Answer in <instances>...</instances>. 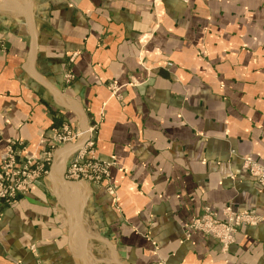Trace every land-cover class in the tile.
<instances>
[{
	"label": "crops",
	"instance_id": "crops-1",
	"mask_svg": "<svg viewBox=\"0 0 264 264\" xmlns=\"http://www.w3.org/2000/svg\"><path fill=\"white\" fill-rule=\"evenodd\" d=\"M75 103L116 194L49 168L0 206V264H264V217L227 252L184 237L204 206L264 216L241 166L264 162V0H0V156L6 139L33 154L82 130Z\"/></svg>",
	"mask_w": 264,
	"mask_h": 264
},
{
	"label": "built area",
	"instance_id": "built-area-1",
	"mask_svg": "<svg viewBox=\"0 0 264 264\" xmlns=\"http://www.w3.org/2000/svg\"><path fill=\"white\" fill-rule=\"evenodd\" d=\"M71 77V74L66 73L67 82ZM80 138H84V141L69 148L64 155L66 163V168H63L64 176L67 180L79 184L84 182L103 183L108 175V167L114 162L112 159L102 160L95 154V127L88 124L86 128L73 133L66 125H62L59 129H52L50 135H42L39 138L40 147L36 154L30 155L25 152L26 144L23 140L6 139L4 152L0 156V206L15 202L19 196L25 193L32 182L41 179L48 173L54 155L62 147L75 143ZM245 166L249 167L264 186V165L258 166L245 160ZM104 186L110 193H114V185L106 182ZM221 213L225 215L224 220H219L214 210L204 207L200 216L191 218L185 225V237L189 238V232L193 230L211 232L220 238L224 250L230 240L232 219L228 215L227 209H222ZM263 217L253 212H242L235 216L233 225L236 226L240 221L253 224Z\"/></svg>",
	"mask_w": 264,
	"mask_h": 264
},
{
	"label": "rangeland",
	"instance_id": "rangeland-1",
	"mask_svg": "<svg viewBox=\"0 0 264 264\" xmlns=\"http://www.w3.org/2000/svg\"><path fill=\"white\" fill-rule=\"evenodd\" d=\"M164 59H165V62H164L163 64H164L165 66H167V67L170 66V65L167 64V63L172 64V62H171L169 59H167V58H164ZM66 73H69V74L72 75V73H70V72H66ZM66 73L64 74V80H65L66 83H69V82L72 80L73 75H72L70 81L67 82L66 79H65V75H66ZM108 88L111 90V93L114 94V93H116L117 90L119 89V86H118L117 83H115V82H111V83L108 84ZM116 95H117V93H116ZM63 125H66V126L68 127V129H69L70 132H73V133L77 132V129H76L77 126H76V127H73V126H71V125L68 124V123H64ZM90 125H92L93 127L96 128V125H97V124H96V123H93V124H90ZM61 127H62V126H61ZM82 128H84V127H82ZM56 129H59V128H56ZM78 131H79V130H78ZM61 149H62V148H61ZM94 150H95V146H94ZM60 151H61V150H60ZM60 151H59V152H60ZM230 151H231L232 154L235 153V150H233L232 148H231ZM59 152H58V153H59ZM58 153H57V154H58ZM65 153H66V152H65ZM65 153H63V155H65ZM33 154H36V153H33ZM61 154H62V153H61ZM95 154H96L99 158H101L102 160L112 159L113 162H114V164H115V161H114V159H113L112 156H103V155H101V154H97L96 151H95ZM30 155H31V153H30ZM58 155H59V154H58ZM245 160H249L250 162H252L253 164L258 165V166H259V165H264V162L256 161V160H254L253 158H251V157H249V156H241V166H242V168L245 169V170L247 171V173H248L250 176H252V177L256 180V182L259 184L260 187L264 188V186L258 181V178L256 177V175H255V174L249 169V167L245 166ZM52 164H53V163H52ZM114 164H113V165H114ZM113 165H110V166L108 167V175H107V177H106V180H105L103 183H100V184H98V185H100V186H102V187H104V188H105L104 183H106V182H109L110 184L114 185V186H115V188H114V193H110V191L107 190V189L105 188V190H106L110 195H113V196H114V195L116 194L117 185H116L115 183H113V182L111 181V179H110V167H112ZM64 167L66 168V163H65V160L63 159V168H64ZM50 168H52V165H51ZM45 175H46V174H45ZM62 177H63L64 180H67L66 177H65L64 174H63V171H62ZM67 181H69V180H67ZM69 182H73V181H69ZM84 183H93V182H84ZM84 183H83V184H84ZM94 184H97V183H94ZM204 207H209V206H204ZM209 208H210V207H209ZM210 209H212V208H210ZM222 209H227V210H228V215H229V216L231 217V219H232V222H231V225H232V232H231V235H230L229 243L227 244L226 248H224V250L222 249L223 246H222L221 243H220V238H217L216 236H214L213 233H211V232H207V231H205L204 233L209 234L210 236H212L213 238H215V239L217 240L221 252H227V251L229 250L230 246L235 242V234H236V232H237L238 227H240L242 224H246V225H256V224L261 220V219L258 220L256 223L253 222V224H249V223H245V222L240 221L238 224H236V226H234V225H233V222H234V220H235V216L241 214L242 212H253L254 214L259 215V216H263V215L257 213L256 210H254V209L234 210V209L231 208V206L227 205V206H223V207H222L220 210H218V211L215 210V209H212V210H214V212H216L217 217H218L219 220H224V219H225V215H223V214L221 213V210H222ZM202 211H203V210H202ZM198 216H200V214H198V215H196V216H193L192 218H196V217H198ZM188 222H189V221H188ZM188 222H186L185 225H187ZM210 228H211V227H210ZM184 229H185V226H184ZM211 230H212V229H211ZM193 231H194V230H193ZM200 231H201V230H200ZM202 232H203V231H202ZM189 234H191V232H189ZM184 237H185V234H184ZM185 238H186V237H185ZM187 238H188V237H187Z\"/></svg>",
	"mask_w": 264,
	"mask_h": 264
},
{
	"label": "water",
	"instance_id": "water-1",
	"mask_svg": "<svg viewBox=\"0 0 264 264\" xmlns=\"http://www.w3.org/2000/svg\"><path fill=\"white\" fill-rule=\"evenodd\" d=\"M23 15H24V17H25V19H26V21H27V24H28L30 30H31L32 32H34V31H33V27H32V24H31V20H30L29 15H28V14H25V13H24ZM33 49H34V37L32 38L31 52L33 51ZM49 89H50L52 92H54L55 94H57L58 96H60V97H62V98H67L63 93H61V92H59V91H57V90H55V89H53V88H50V87H49ZM75 106H76L77 110L79 111L80 116H81V118H82V120H83V126H84V128H86V127L88 126V123H87V120H86V118H85L84 112H83L82 108H81L78 104L75 103ZM83 141H84V138H80V139H78L75 143L68 144V145L62 147L61 151H60L58 154H61V153L63 154V153H65L69 148H72V147L78 145L79 143H81V142H83ZM58 154H55V155H54L53 160L58 156ZM62 179H63V177H62ZM65 181H66V180H65ZM72 211H73V213H74V216L76 217V216H77V212H76V206H75V205H73V207H72ZM77 218H78V217H77ZM78 224H79V222H78V220H77V222H76V225H77V231H79V228H78L79 225H78Z\"/></svg>",
	"mask_w": 264,
	"mask_h": 264
},
{
	"label": "bare ground",
	"instance_id": "bare-ground-1",
	"mask_svg": "<svg viewBox=\"0 0 264 264\" xmlns=\"http://www.w3.org/2000/svg\"><path fill=\"white\" fill-rule=\"evenodd\" d=\"M63 158H62V160H61V163L59 164V159H55L54 160V163H53V165H52V173H56L57 174V172H58V170H59V168H61V170H60V177H61V179H62V171H63ZM63 180V179H62ZM64 181V180H63Z\"/></svg>",
	"mask_w": 264,
	"mask_h": 264
}]
</instances>
